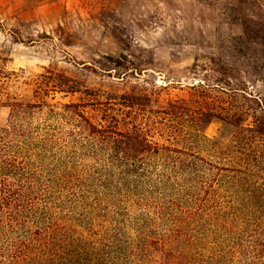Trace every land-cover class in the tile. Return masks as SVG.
Here are the masks:
<instances>
[{
	"label": "trees",
	"instance_id": "trees-1",
	"mask_svg": "<svg viewBox=\"0 0 264 264\" xmlns=\"http://www.w3.org/2000/svg\"><path fill=\"white\" fill-rule=\"evenodd\" d=\"M191 90L190 104L123 83L64 90L92 102L8 101L0 264H264V108ZM214 120L230 141L204 134Z\"/></svg>",
	"mask_w": 264,
	"mask_h": 264
},
{
	"label": "rangeland",
	"instance_id": "rangeland-1",
	"mask_svg": "<svg viewBox=\"0 0 264 264\" xmlns=\"http://www.w3.org/2000/svg\"><path fill=\"white\" fill-rule=\"evenodd\" d=\"M262 55L264 0H0V117L15 99L93 101L64 92L74 84L190 104L205 82L226 89L218 101L264 108ZM236 130L214 120L204 134L228 142Z\"/></svg>",
	"mask_w": 264,
	"mask_h": 264
}]
</instances>
